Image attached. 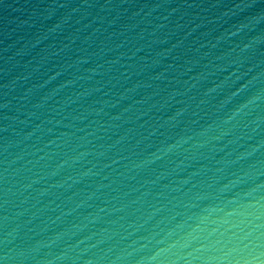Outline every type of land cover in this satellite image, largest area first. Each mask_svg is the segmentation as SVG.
<instances>
[{
    "label": "water",
    "instance_id": "water-1",
    "mask_svg": "<svg viewBox=\"0 0 264 264\" xmlns=\"http://www.w3.org/2000/svg\"><path fill=\"white\" fill-rule=\"evenodd\" d=\"M0 264H264V0H0Z\"/></svg>",
    "mask_w": 264,
    "mask_h": 264
}]
</instances>
